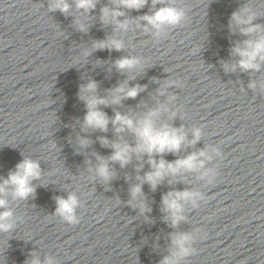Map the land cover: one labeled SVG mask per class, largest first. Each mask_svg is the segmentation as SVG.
Returning <instances> with one entry per match:
<instances>
[{
    "label": "clouds",
    "instance_id": "clouds-1",
    "mask_svg": "<svg viewBox=\"0 0 264 264\" xmlns=\"http://www.w3.org/2000/svg\"><path fill=\"white\" fill-rule=\"evenodd\" d=\"M98 0H75L77 9L91 12L96 8ZM114 7L104 6L101 9L100 18L104 24H114L117 29H126L130 21L128 19L120 20L119 17L125 16L122 9L140 10L149 4V0H111ZM157 5H162L157 8ZM151 6L154 11L138 18V21L145 22V30L149 27L157 34L163 32L166 28L177 27L185 20L183 9L175 6V0H151ZM71 5L68 0H51L50 9L59 10L68 13ZM256 18L247 6L240 8L232 13L229 27L239 33L246 39L236 42L231 48V55L236 57L235 62H225L223 67L225 71H235L238 67L242 71H259L264 64V26L254 24ZM83 28V26H81ZM97 48H109L117 51L123 48V44L118 39L109 38L106 41L97 42ZM115 66L120 70H130L140 66V61L134 57H122L115 61ZM250 88H256V82L249 84ZM264 89V81L259 85ZM97 84L95 81H89L81 88L80 98L85 101L87 114L84 117V128L99 129L107 131L109 123L112 124L116 134L130 132L135 137V144H129L124 141L122 136L116 141H109L101 137V143L110 146L113 149L112 155L105 158H98L99 163L96 166V174L105 182L109 181L114 173L110 169L108 160L118 162L121 167L130 163L133 155L138 160L145 155L148 157L147 163L150 165V171L143 177H137L142 183H147L153 190L162 183L166 177L176 176L184 172H199L205 169V162L213 157L210 153L220 156V150L216 147L207 146L205 149L192 152L187 156L178 158L169 162L163 158L167 153L177 154L185 146L195 145L202 137L200 128L192 129V139H188L183 126L177 128L168 123H157L158 117L162 111H167L164 105L152 109L142 115H132L116 112L114 117L109 118L104 112L99 110V105L118 104L122 99L135 98L142 90L139 85L128 87L126 84H120L112 90L111 97H98L95 95ZM81 145H86L88 141L82 139ZM159 156V159L155 157ZM142 167V165L140 166ZM139 170V169H138ZM216 175L214 169H205L202 176L209 181ZM41 177V169L38 161L30 158H24L16 164L14 170L8 172L7 177H0V232H9L13 228V211L9 208L11 197L15 200H26L35 192L34 180ZM171 183V181H169ZM132 200L135 201L142 195L140 184L134 185L130 189ZM200 197L199 192L191 190L167 192L162 197V210L168 214L173 227L178 225L184 219L182 215L183 202L195 201ZM131 203V202H130ZM56 214L66 223L76 224L79 222L77 208L79 200L74 193H69L65 197H56ZM143 202L140 203L141 211L145 209ZM192 237L187 233L175 234L172 236L171 243L174 251L171 256H165L160 264H178V261L191 254L192 249L188 247ZM26 264H41L38 256L33 253L32 259ZM45 264H55L52 257H48Z\"/></svg>",
    "mask_w": 264,
    "mask_h": 264
},
{
    "label": "water",
    "instance_id": "water-1",
    "mask_svg": "<svg viewBox=\"0 0 264 264\" xmlns=\"http://www.w3.org/2000/svg\"><path fill=\"white\" fill-rule=\"evenodd\" d=\"M243 264H264V256L251 260L249 262L243 263Z\"/></svg>",
    "mask_w": 264,
    "mask_h": 264
}]
</instances>
